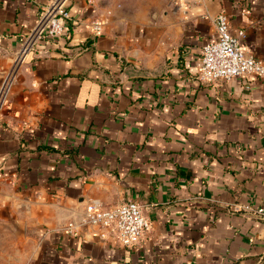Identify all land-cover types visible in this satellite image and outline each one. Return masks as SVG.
Masks as SVG:
<instances>
[{"label": "crops", "instance_id": "0c3cea01", "mask_svg": "<svg viewBox=\"0 0 264 264\" xmlns=\"http://www.w3.org/2000/svg\"><path fill=\"white\" fill-rule=\"evenodd\" d=\"M52 1L0 0V264H264V80L197 78L220 11L264 62V0H70L17 65ZM123 200L138 245L81 225Z\"/></svg>", "mask_w": 264, "mask_h": 264}, {"label": "built area", "instance_id": "2783aa9c", "mask_svg": "<svg viewBox=\"0 0 264 264\" xmlns=\"http://www.w3.org/2000/svg\"><path fill=\"white\" fill-rule=\"evenodd\" d=\"M70 0H53L40 13L36 25L27 35L17 53L16 64H23L45 37L51 39L63 35L66 22L71 20L68 9ZM217 37L202 47L201 63L197 78L203 83H218L237 76L254 74L264 80V62L247 54L242 49L246 37L244 30L236 33L230 31L228 15L220 11L214 17ZM94 31H101L99 23L94 24ZM12 74L8 76L0 89V110L9 96ZM242 211V207H236ZM245 212L254 218L264 221V207H246ZM81 225L102 226L108 228L112 235L126 247L138 245L140 240L153 226L146 216L143 205L136 200H123L121 203L107 207L100 203H90L81 220ZM72 229V225L68 227Z\"/></svg>", "mask_w": 264, "mask_h": 264}]
</instances>
